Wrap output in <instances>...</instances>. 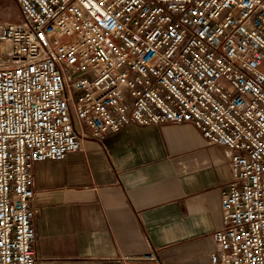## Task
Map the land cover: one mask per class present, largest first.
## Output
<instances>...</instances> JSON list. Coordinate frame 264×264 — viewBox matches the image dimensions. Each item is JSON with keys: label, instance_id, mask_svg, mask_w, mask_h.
Listing matches in <instances>:
<instances>
[{"label": "built area", "instance_id": "obj_1", "mask_svg": "<svg viewBox=\"0 0 264 264\" xmlns=\"http://www.w3.org/2000/svg\"><path fill=\"white\" fill-rule=\"evenodd\" d=\"M15 1L20 19L0 18V264H35V162L182 122L230 151L210 264H264V0Z\"/></svg>", "mask_w": 264, "mask_h": 264}, {"label": "crops", "instance_id": "obj_2", "mask_svg": "<svg viewBox=\"0 0 264 264\" xmlns=\"http://www.w3.org/2000/svg\"><path fill=\"white\" fill-rule=\"evenodd\" d=\"M229 153L190 122L128 124L35 162V264H210Z\"/></svg>", "mask_w": 264, "mask_h": 264}, {"label": "rangeland", "instance_id": "obj_3", "mask_svg": "<svg viewBox=\"0 0 264 264\" xmlns=\"http://www.w3.org/2000/svg\"><path fill=\"white\" fill-rule=\"evenodd\" d=\"M5 5L9 9V15L7 17L0 16L1 19L6 21H16L20 19V12L18 4L15 0H0V6Z\"/></svg>", "mask_w": 264, "mask_h": 264}]
</instances>
